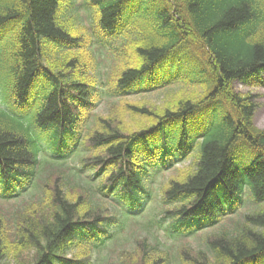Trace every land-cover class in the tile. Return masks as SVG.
Segmentation results:
<instances>
[{
  "label": "trees",
  "instance_id": "1",
  "mask_svg": "<svg viewBox=\"0 0 264 264\" xmlns=\"http://www.w3.org/2000/svg\"><path fill=\"white\" fill-rule=\"evenodd\" d=\"M262 81L264 0H0V264H264Z\"/></svg>",
  "mask_w": 264,
  "mask_h": 264
},
{
  "label": "rangeland",
  "instance_id": "2",
  "mask_svg": "<svg viewBox=\"0 0 264 264\" xmlns=\"http://www.w3.org/2000/svg\"><path fill=\"white\" fill-rule=\"evenodd\" d=\"M83 13V11H82ZM234 87L236 89V91H238L239 93L242 94H251L252 96L255 97L254 103L256 105V110H255V114H254V124L256 125L257 128L263 130L264 129V84H254V85H246L243 84L241 82H235ZM166 99V96L158 94V93H153V94H144V95H136L133 96V98L131 99V103L137 106H142V107H152V108H161L164 104V100ZM103 108L101 106V109H97V112H102ZM104 113V112H102ZM192 162V159H188L183 163H179L176 165V167H180L181 169H183V167H188L190 166ZM167 176V175H166ZM254 206L252 204H247L242 208V212L243 213H249L254 211ZM159 231L157 230L156 232L158 233V235L161 237L163 235V231L164 229H162V227H158ZM156 230V229H155ZM130 232V230H128ZM166 241L168 242V244H173V243H177V241L169 236H166ZM185 243V244H189L195 248H203L204 247V243H203V238L201 237H193L181 242H178V244L180 243ZM128 244H125L124 247L121 248L118 247L117 249V254H119L122 250L126 249L127 247H130ZM117 256V255H116ZM114 256V259L115 257ZM16 262H10L9 264H15Z\"/></svg>",
  "mask_w": 264,
  "mask_h": 264
}]
</instances>
